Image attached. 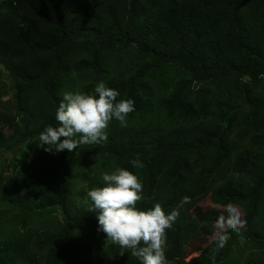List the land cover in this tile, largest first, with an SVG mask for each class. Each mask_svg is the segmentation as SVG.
Instances as JSON below:
<instances>
[{
	"label": "trees",
	"instance_id": "obj_1",
	"mask_svg": "<svg viewBox=\"0 0 264 264\" xmlns=\"http://www.w3.org/2000/svg\"><path fill=\"white\" fill-rule=\"evenodd\" d=\"M0 67L15 90L13 107H0V151L23 145L17 175L0 173V218L11 216L0 264H90L110 243L97 214L76 205L77 160L137 174L141 210L179 207L169 261L197 233L214 234L219 210L199 206L209 198L242 209L245 242L232 232L199 264H264V0H0ZM101 81L134 100L127 125L113 119L106 142L45 157L39 133L58 125L64 93ZM46 216L51 225H32ZM129 262L139 264L130 250Z\"/></svg>",
	"mask_w": 264,
	"mask_h": 264
},
{
	"label": "clouds",
	"instance_id": "obj_2",
	"mask_svg": "<svg viewBox=\"0 0 264 264\" xmlns=\"http://www.w3.org/2000/svg\"><path fill=\"white\" fill-rule=\"evenodd\" d=\"M119 96L118 90L107 87L103 81L95 86L94 93L65 92L55 113L58 125H48L39 133L38 146L46 152L59 153L106 142L113 119L126 126L129 114L135 111L134 100H118ZM130 163L136 168L144 167L136 159ZM102 181V187L87 192V198L92 202L89 212L97 214V231L105 234L106 241L130 250L139 264H167V230L179 218V207L166 212L160 203H156L150 209H139L137 204L143 200V182L125 168L105 172ZM185 203H190V197H184L180 206ZM225 211L227 215H220L216 221L218 230L214 233L216 247L213 252L226 246L231 238L229 230L238 235L242 245L245 242L242 230L246 221L241 219L240 211L231 204Z\"/></svg>",
	"mask_w": 264,
	"mask_h": 264
},
{
	"label": "rangeland",
	"instance_id": "obj_3",
	"mask_svg": "<svg viewBox=\"0 0 264 264\" xmlns=\"http://www.w3.org/2000/svg\"><path fill=\"white\" fill-rule=\"evenodd\" d=\"M176 72H173V76ZM0 82L3 84L4 92L0 94V107L1 108H11L15 103L14 99V87L13 83L8 75V73L0 67ZM89 145H82L74 149L72 152L77 153L82 149L88 148ZM23 148L22 144H18L10 150L2 149L0 151V173L4 177L5 182L14 175H17L11 167V161L14 156ZM45 157L49 155V152H44ZM54 155L57 153L53 152ZM27 164H24L19 171L22 173L26 171ZM75 171L78 174L76 180L74 181L73 193L76 200V205L84 208L90 209L92 207V202L87 198V192L95 187H102V175L105 172L111 173L112 170H103L98 166L95 161L92 160H77L75 165ZM18 172V171H17ZM203 211H207L212 208L219 210L220 214L227 215L225 211L226 207L214 205L209 198H205L199 204ZM240 213L241 219H243V211L239 206H235ZM11 216L7 214L4 218H0V234L11 230L10 225ZM52 224L51 217L37 218L33 221L32 225L37 227H46ZM215 225V232L217 231ZM77 234L81 237L88 238L90 234L97 233L96 230L87 228H76ZM214 232V233H215ZM233 231L229 230V234ZM215 245L214 234L210 236H204L201 233H197L191 239L187 251L184 256L178 259L176 262L169 261L167 259V264H199L201 263L208 250ZM124 254L121 255V252ZM90 264H130L129 262V250H123L118 245H114L111 242L95 246L92 249V256Z\"/></svg>",
	"mask_w": 264,
	"mask_h": 264
}]
</instances>
